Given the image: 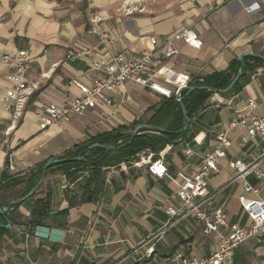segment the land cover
<instances>
[{
	"label": "crops",
	"instance_id": "1",
	"mask_svg": "<svg viewBox=\"0 0 264 264\" xmlns=\"http://www.w3.org/2000/svg\"><path fill=\"white\" fill-rule=\"evenodd\" d=\"M127 1L0 0V98L15 84L3 56L22 50L29 56L27 79L38 87L18 127L9 134L11 114L0 102V177L5 170L23 176L92 137L122 126H134L133 132L151 117V109L164 96L129 81L106 92L111 105L101 103L64 126L40 128L36 110L79 96L74 81L91 85L98 79L100 74L92 70L96 60L111 55L135 60L147 50H156L159 56L167 38L186 28L197 33L201 47L178 42L180 54L164 64L190 81L241 70L242 56L248 64H256L254 58L259 57L255 55L264 56V0H137L132 6L137 10L130 15L123 11ZM91 12L105 18L111 36L107 46L88 34ZM69 51L85 56H69ZM252 115L264 116L263 68L241 88L212 95L206 108L190 120L187 135L155 158L143 152L133 162L104 168L102 190L93 199L80 202L87 171L52 175L46 187L51 193L50 214L65 210L68 214L49 219L46 226L64 231L63 242L12 228L0 243V264H174L172 256L177 252L188 258L211 254L215 237L205 235L200 222L192 216H170L167 211L181 207L177 191L183 181L178 174L199 168L216 147L217 135L228 131L232 146L209 179L206 206L209 211L223 208L230 224L251 226L243 205L264 201V182L248 175L246 181L253 190L246 192L228 163L251 164L262 157L264 146L259 138L251 137L241 125L229 129L231 123ZM157 161L167 176L159 178L150 170V163ZM25 187L26 183L20 185L12 194L22 193ZM33 207L30 198L21 204L19 213L29 218ZM226 264H264V236L241 245Z\"/></svg>",
	"mask_w": 264,
	"mask_h": 264
},
{
	"label": "built area",
	"instance_id": "2",
	"mask_svg": "<svg viewBox=\"0 0 264 264\" xmlns=\"http://www.w3.org/2000/svg\"><path fill=\"white\" fill-rule=\"evenodd\" d=\"M137 0H128L123 8L125 14H133L137 8H133ZM139 1V0H138ZM2 22L0 21V26ZM88 34L99 39L100 44L107 46L111 36L105 23V18L98 12H91L88 17ZM178 42L200 48L202 45L197 33L186 28L175 32L165 42V51L156 56V50L142 52L139 58L129 60L123 55H111L92 64V70L98 72L100 77L93 80L91 85L74 83L80 89V95L68 100L64 104H50L36 110L40 120V128L48 129L52 126H64L69 124L73 117L83 116L89 110L95 109L99 104L111 105V100L106 92H114L126 82L146 87L164 97L170 98L176 95L179 89L189 86L190 78L179 73L164 61L174 59L180 54ZM156 47L158 42L152 40ZM69 56L83 58L84 52L69 51ZM28 53L25 50L17 55L3 56L9 64L15 80L14 86L7 89L0 98V102L7 112L11 114V125L7 133L14 131L23 117L30 97L38 89L36 84H30L27 79ZM190 87V86H189ZM254 106V102H250ZM237 125L245 127L251 137H257L264 146V116L252 115L242 118L229 125L233 129ZM232 146L228 131L217 135V144L212 152L207 154L199 168L192 169L189 173H180L182 179L177 195L181 200L178 210L169 209L167 214L185 218L194 217L202 224L203 233L213 235L216 245L213 252L202 258H188L177 252L172 256L174 264H226L234 252L244 243L253 238L264 236V201H247L243 206L251 219L250 227H241L228 222L227 213L223 208L209 211L206 202L208 196L209 179L218 171L222 160L226 159L227 150ZM187 151V154H191ZM230 169L234 172L235 179L243 182L245 191L250 192L253 187L246 181L248 175H254L264 182V150L259 161L246 164L242 161H229ZM150 170L159 178L167 176L166 168L160 161L150 163ZM20 230V229H18Z\"/></svg>",
	"mask_w": 264,
	"mask_h": 264
},
{
	"label": "trees",
	"instance_id": "3",
	"mask_svg": "<svg viewBox=\"0 0 264 264\" xmlns=\"http://www.w3.org/2000/svg\"><path fill=\"white\" fill-rule=\"evenodd\" d=\"M254 61L256 64H248L245 59L242 61V73L231 90L241 88L245 83L250 81L259 68L264 69V59L255 57ZM239 71L215 72L202 80H191L189 86L193 89H185L181 92L184 110L176 100L175 95L170 98L164 97L160 104L155 105L151 109L153 113L151 117L141 121L142 124L154 128H162L168 132H160L157 129H143L125 147L114 150H107L100 147L90 149L94 144L109 145L118 148L128 143L132 138V132L130 131L134 126L128 128L122 126L110 132L92 137L76 147L75 150L58 158L71 160L83 157L84 159L81 161H66L64 163L50 165L47 169L43 184L31 197L34 202V207L30 217L25 218L19 213L21 204L10 206L6 214L0 215V243L6 235L11 234L12 228L20 230L24 228L22 230L23 232L27 235L34 236L38 226H46L49 219L59 215L65 217L68 214V210L54 216L50 214L51 193L46 190V187L52 175L60 173L66 176H72L78 172L87 171L82 182L84 194L80 202H86L90 197L93 199L94 193L98 194L102 190V170L104 168L133 162L143 152L152 153L153 158H155L167 145H174L188 133V129L182 133L180 132L184 126L185 117L190 121L206 108L212 95L215 93L224 94L222 91L231 84ZM138 123L135 122L134 125L136 126ZM44 167L45 165L40 166L37 170H31L23 176H12L5 170L0 177V204L3 206L9 205L12 199H19L30 192L37 185ZM24 183H26V187L22 193L12 194L15 188ZM68 193L69 190H66V194ZM72 205L73 203L70 202V206ZM9 221L12 225L10 228H6Z\"/></svg>",
	"mask_w": 264,
	"mask_h": 264
},
{
	"label": "water",
	"instance_id": "4",
	"mask_svg": "<svg viewBox=\"0 0 264 264\" xmlns=\"http://www.w3.org/2000/svg\"><path fill=\"white\" fill-rule=\"evenodd\" d=\"M255 56L264 59V56H261V55H255ZM240 60L243 61V56L240 58ZM241 73H242V70L239 71V73L234 78V80L231 82V84L225 90H223L222 93H227V92L231 91V89L234 86V84L239 80ZM185 89H193V88L192 87H189V86H185V87L179 89L178 92L175 95L176 100L181 104L183 110H184V106L182 105L181 92L183 90H185ZM205 89H207V88H205ZM184 113H185V111H184ZM185 118L186 119H185L184 126L180 130L181 133L184 132V131H186L188 129V127H189L190 121L188 120L187 117H185ZM143 129H149V130L157 129L160 132H168L167 130L162 129V128H154L152 126H148V125L143 124V125L137 126L133 130V132H132V138H131V140L128 143L123 144V145H121L118 148H114L113 146H109V145L94 144V145H92L90 147V149H94V148L100 147V148L107 149V150H114V149H119V148L125 147V146L129 145L132 142V140L134 139V137L137 135V133L140 130H143ZM83 159H84L83 157H78V158L71 159V160L53 159V160H50L49 162H47V164L44 167L43 173H42V175H41V177H40L37 185L30 192H28L25 196H23V197H21V198H19L17 200H14L12 202H10L9 205L3 206V205L0 204V215L6 214L8 212V210H9L10 206L17 205V204H22L23 202H25L28 199H30L36 193L38 191V189L41 187V185L43 184V182L45 180V177H46L47 169H48V167L50 165L60 164V163L66 162V161H81ZM11 225H12V223L9 221L8 224L6 225V228H10ZM22 230H24V228ZM64 234L65 233L62 230H59V229H56V228H51L49 226L42 225V226H38L36 228L35 235L34 236L36 238L43 239V240H51V241H54V242H63Z\"/></svg>",
	"mask_w": 264,
	"mask_h": 264
}]
</instances>
